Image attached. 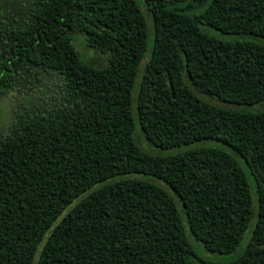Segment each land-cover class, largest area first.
<instances>
[{
    "label": "trees",
    "instance_id": "obj_1",
    "mask_svg": "<svg viewBox=\"0 0 264 264\" xmlns=\"http://www.w3.org/2000/svg\"><path fill=\"white\" fill-rule=\"evenodd\" d=\"M17 4L0 97L58 94L0 130V264H264V0Z\"/></svg>",
    "mask_w": 264,
    "mask_h": 264
},
{
    "label": "rangeland",
    "instance_id": "obj_2",
    "mask_svg": "<svg viewBox=\"0 0 264 264\" xmlns=\"http://www.w3.org/2000/svg\"><path fill=\"white\" fill-rule=\"evenodd\" d=\"M18 0H0V8L8 7V9L15 13L18 10ZM21 5V4H20ZM74 42L78 50L80 51L82 57L88 63L92 62L93 65L103 66L107 63L108 56L105 53L97 51L96 49L88 46L84 40V36L78 32L74 36ZM47 83H51V87H47ZM56 85L53 84L50 80H48L44 75H39L37 77H31V79H24L21 85L11 94H7L0 97V130L5 126H7L13 119L15 111L18 110L20 105H25L29 102H43L44 100L49 99L52 94H58L56 89ZM213 103L220 106H231L236 107L231 104L211 100ZM37 104V103H36ZM253 109H262L264 108V104H259L251 107ZM4 127V128H5ZM139 139L142 144L148 148L146 140L140 134ZM153 151L154 148L151 147ZM252 230L248 229L245 233L244 240L242 244L232 253L221 254L218 252H212L205 248L203 242L197 240L194 236H191V242L195 247L197 255L206 260H228L234 258L242 253L245 245L249 241L251 237Z\"/></svg>",
    "mask_w": 264,
    "mask_h": 264
}]
</instances>
